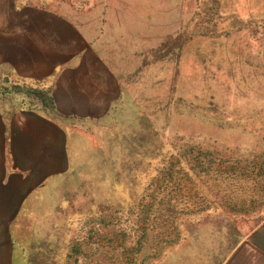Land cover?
<instances>
[{
    "label": "rangeland",
    "instance_id": "obj_1",
    "mask_svg": "<svg viewBox=\"0 0 264 264\" xmlns=\"http://www.w3.org/2000/svg\"><path fill=\"white\" fill-rule=\"evenodd\" d=\"M15 1L91 24L124 97L74 161L58 215L15 234L11 264L194 263L210 230L264 220V191L252 180L228 189V176L215 200L197 168L206 153L233 172L264 171V0ZM46 96L0 72V102L33 107ZM184 189L208 202L172 224L155 216L157 192H175L182 209Z\"/></svg>",
    "mask_w": 264,
    "mask_h": 264
},
{
    "label": "crops",
    "instance_id": "obj_2",
    "mask_svg": "<svg viewBox=\"0 0 264 264\" xmlns=\"http://www.w3.org/2000/svg\"><path fill=\"white\" fill-rule=\"evenodd\" d=\"M93 29L68 11L0 0V72L47 95L33 107L0 102V264H11L15 234L58 215L83 145L123 102L122 79ZM209 235L203 258L184 264H264V220Z\"/></svg>",
    "mask_w": 264,
    "mask_h": 264
},
{
    "label": "trees",
    "instance_id": "obj_3",
    "mask_svg": "<svg viewBox=\"0 0 264 264\" xmlns=\"http://www.w3.org/2000/svg\"><path fill=\"white\" fill-rule=\"evenodd\" d=\"M209 156L210 154L207 155L205 153V158L208 157L207 161L206 162L198 161L197 168H199L200 170H203L202 173H203L204 178L208 179L207 182L211 180V186L214 184L213 188L214 189L216 188V189L214 190L212 188L207 191L213 199L217 200L219 198L218 196L220 192L218 189L219 185H217V183H220V184L227 183L228 176L230 179V182L228 184V189L230 188L232 184H236L238 187H240V185L247 187V185L249 186V181L252 180L254 183V187L258 188V190L264 191L260 189L264 186V171L258 170V172H255V170H250V172L247 173V169H243V170L241 169V172H238L237 170L236 172L235 171L233 172L231 169L232 165H229L227 163H225V165L223 163H218L217 165H213L215 161L214 159L209 158ZM169 175L171 176V173ZM245 187H243V191ZM256 188H253V189H256ZM223 190L224 189H222V191ZM247 190H249V188H247ZM185 191H187V189ZM186 194L188 195L187 196L182 195V209H181L180 201H179L180 199L177 197L178 195L175 192L173 191L172 193L164 192V191L157 192L156 195L154 196L155 200L157 201V203H155L154 205L155 207L153 208V212L155 216H158V215L164 216L166 217V220L168 221V223L172 224L174 219L176 218V216H178L179 213L181 212L184 213L183 211L187 210L184 214H192L193 212L192 210H194L196 206H202V203L204 204L205 202H208L207 199H202V197L201 199H199L198 195H193L191 193V190L187 191ZM208 196L206 198H208ZM204 200L206 201L204 202ZM235 206L236 205H233L232 207L228 208L223 205L222 208L230 212H236L234 209ZM210 208H211L210 205L209 206L206 205V207L204 206L201 209V211L205 212L209 210ZM243 212H249V211L246 210ZM166 220H163V221L165 222ZM163 226L164 227L162 228V230H163L164 236H166L167 231L165 230V227L167 225L165 226V224H163Z\"/></svg>",
    "mask_w": 264,
    "mask_h": 264
}]
</instances>
